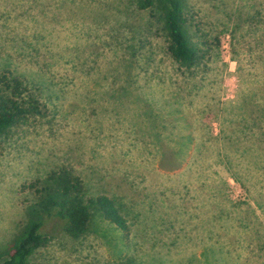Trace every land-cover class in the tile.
Masks as SVG:
<instances>
[{
    "label": "rangeland",
    "instance_id": "obj_1",
    "mask_svg": "<svg viewBox=\"0 0 264 264\" xmlns=\"http://www.w3.org/2000/svg\"><path fill=\"white\" fill-rule=\"evenodd\" d=\"M187 1L209 58L192 68L135 0H0V71L44 111L0 135V247L31 184L67 166L129 236L94 211L77 240L53 226L28 264H264V0Z\"/></svg>",
    "mask_w": 264,
    "mask_h": 264
},
{
    "label": "trees",
    "instance_id": "obj_2",
    "mask_svg": "<svg viewBox=\"0 0 264 264\" xmlns=\"http://www.w3.org/2000/svg\"><path fill=\"white\" fill-rule=\"evenodd\" d=\"M135 4L161 21L166 50L175 62L192 68L209 59L207 50L193 39L187 0H135ZM38 115H44L43 105L26 81L9 70L0 71V135ZM246 133L248 142L254 143L255 133ZM160 147L159 166L163 167L175 153L168 147ZM225 148H222L223 157L227 156ZM31 188L35 199L26 207L27 222L21 233L0 247V264H28L31 253L50 239L53 226L71 239L83 237L89 230L94 211L115 224L124 237L129 236L130 226L114 200L106 194L90 192L84 180L67 166L48 171L41 181L31 184ZM123 264L137 263L135 258L129 257Z\"/></svg>",
    "mask_w": 264,
    "mask_h": 264
}]
</instances>
